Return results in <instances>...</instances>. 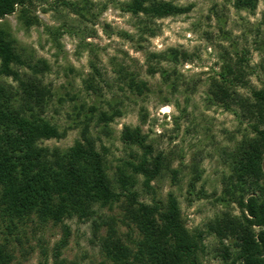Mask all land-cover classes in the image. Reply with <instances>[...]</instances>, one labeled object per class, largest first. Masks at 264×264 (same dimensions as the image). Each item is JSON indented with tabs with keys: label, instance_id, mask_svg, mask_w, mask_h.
I'll return each instance as SVG.
<instances>
[{
	"label": "rangeland",
	"instance_id": "1",
	"mask_svg": "<svg viewBox=\"0 0 264 264\" xmlns=\"http://www.w3.org/2000/svg\"><path fill=\"white\" fill-rule=\"evenodd\" d=\"M61 1L33 0L40 25L27 28L19 11L0 21L26 55L50 65L43 80L53 97L45 117L66 135L42 141V145L68 150L81 140L88 124L119 193L117 169L142 154L140 149L125 145L121 135L126 126L141 127L154 155L163 153L170 166L151 183L152 191L145 188L142 176H136L132 189L138 200L166 204L173 194L186 227L205 232L201 263L224 264L223 245L208 232V224L226 213L241 214L236 203L223 201L224 180L232 176V152L242 140L253 137V123L236 105L227 108L217 101L212 84L221 80L229 66L238 64L243 75L235 83V95L247 98L254 89L264 88V0H259L253 12L238 10L236 0H166L192 6L191 11L153 22L122 11L121 5L128 0H66L83 8L82 15ZM145 29L156 35H141ZM171 50L186 53L187 59L180 54L177 64L156 59L149 62L152 54ZM150 64L159 68L157 74L149 73ZM163 72L170 74L168 81ZM123 74L135 76L148 89L143 95L134 93L128 79L123 81ZM0 81L16 86L11 79ZM102 113L112 120H101ZM173 170L178 171L175 179ZM196 174H201V179L191 188ZM122 202L113 209L97 206V215L91 220L73 217L59 225L40 223L36 218L11 223L0 216V244L14 256L12 264H56L55 253L67 226L70 236L60 260L100 264L105 257L96 235L105 236L106 228L95 235L93 220L116 218L119 235L129 245V238L139 237L137 230L123 221ZM232 242L224 244L232 248Z\"/></svg>",
	"mask_w": 264,
	"mask_h": 264
},
{
	"label": "trees",
	"instance_id": "2",
	"mask_svg": "<svg viewBox=\"0 0 264 264\" xmlns=\"http://www.w3.org/2000/svg\"><path fill=\"white\" fill-rule=\"evenodd\" d=\"M258 2L236 0L235 7L253 12ZM61 3L82 15L83 8L77 3L66 0ZM191 8L166 0H128L121 5L122 11L144 16L151 22L185 15ZM17 11L27 28L40 25L34 15L33 0H0V21ZM146 33L151 37L156 35L152 29L142 30L141 35ZM26 52L18 46L11 31L0 24V80L11 79L16 83L12 86L0 81V216L11 223H26L36 218L40 223L59 225L73 217L91 220L97 215V206L113 209L123 201V221L137 230L139 237L129 238V245L119 235L116 218L93 220L95 235L106 228L105 236L96 235L105 257L100 264H202L205 232L186 227L173 194L166 204L150 205L140 202L132 189L136 176H142L145 188L152 191L151 183L170 166L163 153L154 155L141 127L126 126L122 132L123 143L140 149L142 154L117 169V183L122 191L119 193L107 172L104 154L89 134L88 124L82 130L81 140L68 150L42 145V141L61 139L66 134L45 117L53 97L51 88L43 80L50 65ZM180 54L177 50L152 54L149 62L156 59L159 63L166 60L177 64ZM181 56L187 59L186 53ZM239 67L238 64L229 66L212 88L217 101L227 108L236 105L242 116L253 123V137L242 140L232 152V176L224 180L223 201L236 203L241 214L218 216L208 224V232L223 245L224 264H264V88L254 89L247 98L235 95V83L243 75ZM158 70L150 64L149 73L155 75ZM162 74L165 80L170 79L167 72ZM123 75V81L128 79L127 85L134 93L143 95L148 89L135 76ZM88 88H93L92 82ZM101 120L108 122L112 117L102 113ZM172 174L175 179L178 171L173 170ZM200 179L201 174H196L190 187L194 188ZM64 235L55 253L56 264H66L60 255L70 236L67 226ZM227 240H233L232 248L224 244ZM14 259L6 246L0 244V264H12Z\"/></svg>",
	"mask_w": 264,
	"mask_h": 264
}]
</instances>
